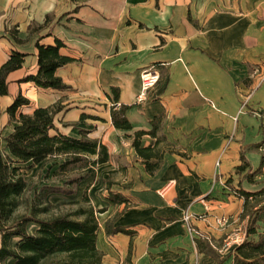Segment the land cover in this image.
Masks as SVG:
<instances>
[{
	"label": "crops",
	"instance_id": "obj_1",
	"mask_svg": "<svg viewBox=\"0 0 264 264\" xmlns=\"http://www.w3.org/2000/svg\"><path fill=\"white\" fill-rule=\"evenodd\" d=\"M55 39L64 44L60 54L74 59L56 70L69 88L22 81L38 70L36 44ZM13 50L26 56L0 96V152L14 125L6 108L18 95L29 103L16 117L58 103L52 134L84 131L106 147L108 160L78 172L84 178L73 194L46 198L80 202L86 191L89 204L103 209L96 213L101 264H235L236 246L221 250L225 234L245 231L244 200L234 191L264 186V125L254 114L264 108V0H0V66ZM152 66L160 79L138 101L141 72ZM121 105L129 130L111 121ZM156 116V136L140 139L161 156L149 173L132 140ZM241 155L249 167L238 173ZM54 163L24 165L26 181L45 177L36 192L73 175ZM52 174L56 183L47 180ZM110 193L127 202L112 203ZM222 216L228 222L218 227ZM115 228L126 231L107 232Z\"/></svg>",
	"mask_w": 264,
	"mask_h": 264
},
{
	"label": "trees",
	"instance_id": "obj_2",
	"mask_svg": "<svg viewBox=\"0 0 264 264\" xmlns=\"http://www.w3.org/2000/svg\"><path fill=\"white\" fill-rule=\"evenodd\" d=\"M28 29L31 31L33 27ZM63 46L59 39H55L54 45L37 43L38 70L35 75L26 76L22 81H30L42 89L69 88L56 75L59 67L74 61L60 54ZM25 56L26 54L13 50L0 66V96L8 93V73L20 68ZM112 92L114 100H117L118 90L112 88ZM28 103L26 98L18 95L6 108V113L14 121V125L12 131L4 138L5 151L0 152V262L11 259L12 264H40L49 256L62 254L64 258L55 264H101L102 253L96 247V213L102 212L103 209L95 210L89 204L86 191L83 193L81 205L70 215L41 219L36 213L47 209L45 201L49 194H73L75 185L84 178V175L78 172L108 160L106 147L96 139L89 138L84 131L80 132L78 138L58 131L52 134L51 131L55 130L54 117L62 109L58 103L35 108L30 114L19 113L16 117L18 108ZM126 109L125 105L111 109V121L115 128H131L125 116ZM160 121L161 116H156L151 121L149 131L140 130L133 134L132 146L136 154L143 159L149 173L159 167L161 156L149 146L141 147L140 139L144 134L155 137ZM262 144L263 142L255 147ZM46 161H55L54 164L58 165L60 172L73 175L67 177L60 187H40L33 196L29 212L11 217L28 187L24 178V165H37ZM248 167V162L241 155V165L236 168V172L239 173ZM260 172L261 169H257L251 174H246V178L251 180L254 174ZM234 192L244 200L241 216H247L245 238L235 247L234 263L264 264V232H259L258 226L260 221H264V186L256 192H246L242 189ZM109 197L114 204L127 202V199L118 194L110 193ZM39 204L45 206L38 208ZM31 223L35 224L36 228L34 232L29 233L26 228ZM119 231L126 230L115 228L107 232ZM13 237L18 239L11 247L9 242Z\"/></svg>",
	"mask_w": 264,
	"mask_h": 264
},
{
	"label": "rangeland",
	"instance_id": "obj_3",
	"mask_svg": "<svg viewBox=\"0 0 264 264\" xmlns=\"http://www.w3.org/2000/svg\"><path fill=\"white\" fill-rule=\"evenodd\" d=\"M49 177L50 178H48L47 180L50 181V183H56L58 179L60 178L58 176H54L53 174L50 175ZM44 179L45 177L43 178V180ZM43 180L41 181L40 177L38 179H31V177L27 179V184H28L27 190L20 198V204L17 207V209H15L11 217L19 216L25 212L26 213L29 212L33 196L37 188L39 187V185L42 184ZM45 203L48 207L46 210L38 211L36 213V216L38 218L49 219V218H53V217L61 216V215H70L78 208L79 205H81V201L76 202L74 199H70L69 201L53 200L52 203L45 201ZM44 206H45L44 204L37 205L38 208H43ZM72 217L76 218V216H72ZM258 226H259V232H264V221H260L258 223ZM26 229H27V232L32 233L35 230V226L27 225ZM252 238L256 239V237H252ZM17 239H18L17 237H13L10 240L9 245L13 247ZM63 258H64V255L62 254L49 256L45 258L44 260H42L40 264H55L59 262L60 260H62ZM12 262L13 261L11 259H6L4 262H0V264H12Z\"/></svg>",
	"mask_w": 264,
	"mask_h": 264
},
{
	"label": "built area",
	"instance_id": "obj_4",
	"mask_svg": "<svg viewBox=\"0 0 264 264\" xmlns=\"http://www.w3.org/2000/svg\"><path fill=\"white\" fill-rule=\"evenodd\" d=\"M256 72L257 70H254V73ZM159 79H160V73L158 68L155 66H152L141 72V76H140L141 83H140V92L138 95V101H141L145 97L146 92L149 89L153 88L158 83ZM250 94L251 92L246 95L245 100L242 103L241 109L245 108L246 99H248ZM254 114H256V116L261 119L264 125V108L260 110H255ZM190 219H191V215L188 212H185L183 215V222L186 225L187 229L189 231H192L191 226H189ZM215 222L218 227H224L228 222V218L222 216L216 218ZM244 238H245V231L241 228H236L235 230L224 235V237L222 238L221 250H225L232 246L239 245L244 240Z\"/></svg>",
	"mask_w": 264,
	"mask_h": 264
}]
</instances>
